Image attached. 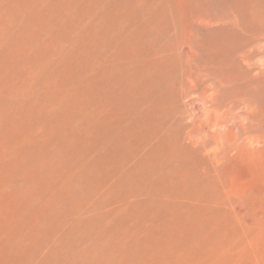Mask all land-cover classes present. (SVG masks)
Wrapping results in <instances>:
<instances>
[{"label": "bare ground", "instance_id": "6f19581e", "mask_svg": "<svg viewBox=\"0 0 264 264\" xmlns=\"http://www.w3.org/2000/svg\"><path fill=\"white\" fill-rule=\"evenodd\" d=\"M9 1L7 0L8 4H9ZM20 1L19 3L22 2ZM69 1H70V4L73 3V2L71 3V0ZM79 1L81 0H78L77 2ZM32 2L33 1H31V3ZM74 2L76 3V1ZM81 2L83 3L84 0ZM8 4L6 6L9 7ZM30 4H28V6H30ZM87 5L89 6L88 3ZM120 5H121V8H120ZM244 5L246 8V11L249 12V14L245 13L247 15L245 16V18H247L248 21L244 22L242 31L246 32V34H252L255 32L254 23L258 22L259 20H261L264 23V0H246ZM215 6L217 5L215 4ZM139 7H142L143 9L146 8V10L141 11L139 10ZM12 8L14 9V5ZM167 9L177 10V12H172L171 13L172 18H170ZM212 9H213V6H212ZM92 10L94 11V14H93L94 16L92 19V21L94 22L93 41H92L91 47L88 49L86 46V42L87 41L89 42L90 38L92 37H90L89 40L87 41L85 40L82 47L80 46L81 53H82V60L80 63L81 65L80 77L81 78H79V81H80V84L82 83L83 92L90 94L91 101L93 104L92 106V118L93 119L92 120H93V125H94V131H93L92 136H94V139H93L94 149L91 153V156H89L88 154L89 159L92 162L91 165L84 164L85 161L88 162L89 160L86 156L84 159H82L83 161L81 162L79 161L80 162L79 172H81V177L83 179L86 176L92 177V171L96 172L98 176V185H100V187L103 188L102 190H106L105 195H109V196L114 195L115 191H118L122 188H128L132 190L131 193L128 195H125L122 200L123 205L121 206V209L126 211L125 214L127 215L126 217L127 220L129 219L132 220L133 218L137 217L139 215V210L142 207L145 208L147 202H150V205L153 206V208L152 209L146 208L147 210H144L145 211L144 216H142V217H145L147 224H150V228L146 229L143 226L140 228L136 227L137 229L134 228V230L132 231L130 230L131 232L128 235H134V233L136 232L135 233L136 237H138L141 234H145V233H151L152 235L150 234L149 235L153 236V235L159 234L161 230H169L168 234L171 233L172 237L175 238L176 241L172 240L171 242H168V244H166L164 241L161 244V246L167 247V246H170V244L172 245L176 243L175 245H173L176 255L186 260L188 264H233L238 261L242 253L247 248H248V252H244V253H249L250 248L255 249V250L259 249L258 252L259 253L262 252L260 251V249L264 247V245L263 246L259 245L261 242L258 243L256 240L258 236H260L257 230V217L259 215V209H261V208L258 209V204H257L258 199L256 198H258L261 194H264V188H261V186L264 185V150L260 148H254L253 142L255 141L253 137H251L250 135V133L254 131V127H255L254 124L258 117L256 113V101H255L256 93L254 91L255 86L257 87V85H256L255 78L251 75V71L243 70V68L239 65L236 59V54L239 52H243L246 46L251 43V39L244 36V34L238 36L239 38L237 39L235 45L231 46L230 50L228 51L226 48V46L228 45L227 40L225 39L224 36H222V33L213 39L211 37H208L205 39L204 37H202V35H199L200 27H204L206 29V27H210V24H212L214 21L215 23H220L223 18H215L216 20H213L212 15H210L212 13H210L209 16H203V15L201 16L196 12L192 13L187 8H184L179 4H175L173 0H121V1L120 0H94V9ZM90 12H91V9H90ZM178 12H179V15H178ZM13 14L14 13H12V15ZM248 16H250V18ZM22 18H23V15H22ZM5 19L6 18L4 17L3 20ZM90 19L88 18L87 20H82V21L80 20L81 24L84 21V24H82L83 28H88V25L91 22ZM2 22L3 21H1V23ZM3 23L6 24V21ZM175 23L178 24V26H175V27H177L178 29H181V31L184 32V33H181V35L183 34L182 36L184 38L182 40L183 50L181 52V55L179 54L178 58L176 57L178 61H176L177 59L176 60L173 59L175 62H172L169 64L170 58L166 57L165 52H164L165 51L164 48L167 46L166 40L170 41L169 42V47H170V45L173 42V38L171 39L170 37H177V35L176 34H175L176 36L174 35V31H172V34H170L169 30L167 31L164 30L162 31V33H164L165 36H163L162 33L160 32L163 37L160 35L157 41L154 42V40H156L158 35L155 34L153 31L154 29L161 31L165 27L168 28L167 26L174 25ZM41 24L42 23H40V25ZM197 24L200 26H198ZM38 30L37 32L40 31ZM63 31H64V28H63ZM178 31L176 32L178 33ZM81 38L79 39L82 40ZM38 41L40 42V40ZM76 42L74 41V45L78 46L79 44L78 45L75 44ZM13 43L14 41L12 42V44ZM157 43H160V44L158 45ZM156 44L157 46H155ZM35 45H32V46L34 47ZM2 47L0 48V51L2 50ZM36 47H35V50H36ZM193 47L197 48L198 50L197 53L196 52L193 53L192 52L193 50L191 51ZM74 48L72 47V49ZM80 48L78 49L80 50ZM72 49H71V52H73L76 48L74 50ZM8 50L10 51L11 49H8ZM32 51H34V49H32ZM46 51H47L46 53L48 54L49 51L48 50ZM46 53H44L42 49L41 54L43 55L45 54V56L49 58V56ZM63 53L66 54L65 52ZM91 53L92 55L90 57L89 55ZM200 53H201V57H200ZM18 54L21 56V53H18ZM49 54L52 56L51 53ZM43 55H38V57L40 56V58L44 60L45 56ZM66 55L65 56L63 55L62 57L63 60H64V57L66 58ZM202 55L204 56L202 57ZM247 55L248 54H246V56ZM41 56H43L44 58H42ZM252 56H254V54H252ZM34 58L35 57H32V59ZM54 59L52 62L48 59L46 60L48 61V63L50 62L52 65V63H54ZM46 60L44 61L45 66L46 64L48 65V63H46ZM44 64L41 63L40 65H44ZM51 65L49 64V67ZM39 67L40 66H38L37 72L41 71L39 70L41 69ZM8 68L6 70H8ZM66 68L68 70V67ZM77 68L79 67L77 66ZM53 69L55 70V68ZM65 74L66 73H64V75L62 76L65 77ZM0 77L1 78L4 77L3 74L0 75ZM40 77H41V80H40ZM38 78L40 81H42L41 75L38 76ZM23 79H25V77ZM12 81L13 80H11L10 82ZM29 81L31 82V80ZM40 81H39V85L36 84V88L33 89L34 91H36L35 89H37V85L38 87L41 85ZM4 82H6V79ZM210 82L215 83V87L213 91L211 92L212 95H208V92L210 91L208 83ZM1 83H2V80H1ZM1 83L0 85L3 84ZM33 83L34 81L32 82V84ZM6 86L7 88H4L3 90L5 89L7 90L8 88H9L8 90H10V87H8L7 84ZM2 87H5V86H2ZM8 90L6 91L7 93L9 92ZM24 90L26 92V89ZM41 91L39 90L37 93ZM10 92L13 93L12 90H10ZM198 94L200 95L199 97H198ZM62 95L65 96L64 94ZM26 96L27 95H25L24 98ZM47 97L48 96L46 95V98ZM22 98L23 97H21L20 100H22ZM40 98H41V95H40ZM40 98H38L40 100V102L38 103L39 104L42 103V105H45L43 104V102H41L43 97L42 99ZM16 99H18V96ZM25 100H24V104H26ZM209 100H211L210 104H208ZM47 101H48V98H47ZM52 101H54V99ZM6 102L7 101H5V103ZM20 102L22 103V101H19L17 103L18 104L17 106L19 107L21 105L24 106L23 103L19 105ZM33 103L32 105H34ZM62 104L64 105V103ZM7 105L8 104L6 103V106ZM56 105L58 107V103H56ZM14 106L17 108L16 104ZM241 106H244L245 109L249 111V113L247 112L248 114L245 117H242L240 114L236 113V111H239ZM19 107L17 109H19ZM26 107L30 108L29 105ZM57 107H55V109ZM1 108L0 110L3 111L2 113H5L4 110H2ZM37 108L36 109L34 108L35 109L34 111H36ZM44 108L42 107L41 109H44ZM47 108L50 109L51 107L47 106ZM17 109H16L17 112L14 111V113H17V114H13L14 116L18 115V112L21 111V110L18 111ZM10 110H11V107H10ZM57 110L58 109H56V111ZM30 111H31V108L29 112ZM43 111L44 113L47 112L46 109H44ZM43 111L42 112L40 111V112L43 113ZM50 112L48 114L51 116L52 114ZM58 112H60V110ZM5 114L3 116L6 117L7 114L6 115ZM11 114L12 113H10V115ZM55 114H57V112L54 113V115ZM43 115L44 114H42V117H44ZM0 116H1L0 118H3L2 115ZM46 116L47 115L45 114L44 119L46 118ZM8 117L10 119V116H7L6 118ZM70 118H73V116ZM24 119H26V117H24ZM48 120H49V117H48ZM48 120L46 124L50 125V123H48ZM37 121L38 119L34 121L33 123L34 124L35 122L38 123ZM40 123L41 122H39L38 125L36 124L35 125L39 126ZM84 123H85V120H84ZM66 124L68 126V123ZM207 124L208 125L212 124L213 129H211V131H209L208 129L211 126L208 127ZM18 126H20V123ZM25 126H27L28 128V125L26 123H25ZM25 126H22V128ZM42 126L44 127V124ZM42 126L37 127V129L38 128L42 129ZM3 127L4 126H2V128ZM9 127L10 126L8 125V128ZM32 127H34V125L31 126L30 128ZM252 127H253V130H252ZM75 128L77 127H74V129ZM24 129L26 130V128ZM10 131L11 129L8 130L7 133ZM16 131H19V130H16ZM38 131L36 132L39 133L40 131L39 132ZM36 132H33V134H35ZM197 132L198 134H196ZM18 133L19 132L15 133L17 137L14 134V132L12 133L14 134V137L12 135L13 140H11L12 137L8 138L12 142L11 148L13 150L19 149L20 143H19L18 135H21L20 137L22 138H23L22 135L26 136L25 135L26 132L25 134H21V133L18 134ZM7 136L9 137V134H7ZM28 136L29 135H27L26 138H28ZM4 138H7V137L4 136ZM8 139H5V141ZM47 139L49 138L47 137ZM22 141H21V144H22ZM27 141L28 140L26 139V142ZM39 141L40 140H38L37 142ZM26 142H24V144ZM212 143H215L216 145V149L214 151L212 150L213 146L212 148H210V145ZM46 144H47V141H46ZM91 150H89V152ZM9 155H10V158H12L11 154ZM4 156L5 155H3L2 157ZM21 156H23V153H21ZM6 157L7 156H5V159ZM3 163H8V162H6L5 160V162L3 161ZM20 167H21V164H20ZM74 170L72 171L74 172ZM78 170L76 169V172H78ZM15 178L17 179V181L19 180L17 177ZM239 180L240 182L243 181L246 186L251 187L250 188L251 190H249L250 197L248 198L244 197L241 199L231 197L232 193L235 191V186H236L235 183ZM229 181H230V189L228 190L227 186H228ZM243 182H241V184H243ZM236 184L240 185V183H236ZM61 187L60 189H62ZM5 188H7V185ZM1 189L3 188L1 187ZM8 189L10 190V187ZM54 191L56 190L54 189ZM57 192H58V189H57ZM60 193L62 192H59V194ZM154 193H156V195L151 199L150 196ZM2 194H3V190H2ZM140 194H144V196L147 199H151V200H146V199L138 200L137 196ZM20 196L21 194H19L18 198L14 197V199L15 198L19 199ZM9 197L10 196L8 195L7 200H9ZM10 198H13V197H10ZM21 199H23V197H21L19 200L21 201ZM169 199H173V201H176V202H173L174 205H170L169 203H167V200ZM23 200L22 202L24 203ZM20 201L16 200L14 201V204H16V202H19L16 205L19 206L20 204V207H22ZM25 203H27V201ZM98 205L99 203L97 204V206ZM9 208H10V205H9ZM92 208L93 209L95 208V204H94V207ZM93 209H91V211H93ZM98 209L99 208L95 210H98ZM95 210L94 212L96 213ZM86 212L88 213L90 212V210H86ZM10 213L8 215H13V213L12 214ZM91 213L93 214V212ZM83 215H85L84 217H86V214H83ZM90 216L88 218H90ZM14 217L15 215L12 216V218ZM93 217L94 216H92V218ZM111 217H114V216H111ZM69 220L71 221V219ZM94 220L96 219L93 218L90 221L86 217V218H83L81 222L79 221L80 225L77 224L78 222L76 223V221L75 223L79 227L84 228V225H87L86 228L88 227L95 228V225L92 226V223L95 224V222H93ZM119 220L117 219V221ZM32 222L34 223V221ZM113 222L114 220L111 223L114 224ZM29 223L31 224L30 221ZM29 223L27 224L28 226H29ZM71 224H74V223H71ZM108 224L111 225L110 223ZM100 226L101 225L99 226L97 225L98 229ZM76 227L73 229V232L77 231L78 227L77 228ZM101 228L103 229V227ZM101 230L99 232H102ZM107 230L108 229H106V231ZM80 232L81 234L83 233L82 231ZM84 232L86 233V231ZM88 233L90 234V232ZM96 234L95 236L97 240L100 239L98 238ZM84 235L83 237H85ZM98 235L100 236V234ZM86 236H88V234ZM91 237H94V236L92 235ZM100 237L103 238V236H100ZM88 239L83 238L81 242H84V240H88ZM4 240H8V239L4 238ZM142 240L141 238L136 239V240L134 239V242L130 243V245L129 243H126V245L120 244L116 248V253L118 254V257H119V259L116 260V262L117 263L123 262V264L124 262L125 264L126 263L142 264L141 262L136 261V257L142 258L141 253L143 251L151 252V249L153 248V244H151V246H148L144 242L142 243ZM258 241H260L259 238H258ZM94 242H96V239ZM100 243L101 242H99V244ZM78 244H80V242H78ZM93 245L95 246L96 244L93 243ZM97 246L98 245H96V247ZM258 247H261V248H258ZM64 251H66V248ZM68 251H71V250H68ZM68 251L66 252L67 254L69 253L73 255L72 253ZM73 251L74 250H72V252ZM79 252H80V249H79ZM74 253L76 254V252ZM61 254L63 253L61 252ZM77 254H78V250H77ZM80 255L77 256L79 258V261L82 259V258L80 259L79 257ZM94 255H96V253ZM97 255L99 257V254ZM32 256H35V255H33L32 253ZM91 256L93 257V255ZM91 256H88V258H86L85 256V259H89ZM68 257L70 258V255ZM147 257L148 258L144 260L145 264L153 260V256L151 254H149ZM243 258L246 259L245 257ZM65 259L66 258H64V261H66ZM71 259H74L75 261H77L76 258H70L69 261ZM3 263L4 262H2L1 264ZM70 263L72 264L71 261L69 262V264ZM75 264H78V263H75ZM149 264H153V263H149Z\"/></svg>", "mask_w": 264, "mask_h": 264}, {"label": "rangeland", "instance_id": "374dc122", "mask_svg": "<svg viewBox=\"0 0 264 264\" xmlns=\"http://www.w3.org/2000/svg\"><path fill=\"white\" fill-rule=\"evenodd\" d=\"M10 1L8 4L7 0H6V2H5V0H3V1L0 0V24H2L3 22L6 21V24L3 23L4 25L3 24L0 25V43H1L0 48L3 46L2 50L0 51L1 52L0 53V55H1L0 56V75L3 74V76H4V77H2L3 79L0 77L1 78L0 83H1V80L3 83V84L1 83L2 85H0V99H1L0 100V106L2 107V108L1 107L0 108L2 110H4V112L7 114L6 115L5 113H2L3 111L0 110V115H2V117L4 118V119L0 118L1 119L0 120L1 121L0 122V137L3 138V139L0 138V140H1L0 143L2 142L0 145V157H1L0 158V186L3 188V189H1V187H0V193H1L0 196L2 195L0 197V259H1L0 262L1 263L4 262L5 264H67V263L69 264V262L71 261L72 264H75V263L85 264L86 262L88 264H92V263L97 264V262H98V264H105V263L106 264H123V262H120V263L116 262V260L119 259L118 254L116 253V248L120 244L126 245V243H129V245H130V243L134 242V239L136 240V239L141 238V240L143 239L142 243L144 242L148 246H151V244H153V248L151 249V252L143 251L141 253L142 258L136 257L137 262H141L142 264H145L144 260L146 258H148L147 256L149 254H151L153 256V260L147 262V264H149V263H153V264H178L179 263V264H181L183 261L184 262L182 264H188L186 262V260H184L183 258L176 255V252L174 251V246H173L176 243H174L172 245L170 244V246H167V247L161 246V244L164 241L166 244H168V242H171L172 240L176 241L175 238L172 237L171 233L168 234L169 230H161L159 232V234H156L153 236H150V235H152L151 233H145V234H141L138 237H136L135 236L136 232L134 233V235H128L132 230H134V228L137 229L138 227L140 228L142 226L146 229L150 228V224H147L145 217H142V216H144V212H145L144 210L153 208V206L150 205V202H147L145 208L142 207L139 210V215L137 217L133 218L132 220L131 219L127 220L126 219L127 215L125 214L126 211L122 210L121 206L123 205L122 200H123L124 196L130 194L132 190H130L128 188H122L118 191H115L114 195H111V196L105 195L106 190H102L103 188L100 187V185H98V176H97L96 172L92 171V177L86 176L84 179L81 177V172H79L80 171V168H79L80 162L83 161L82 159H84L85 156L89 159V156H91V153L94 149V142H93L94 136H92L93 131H94V125H93V120H92L93 119L92 118V106H93V104L91 101L90 94L83 92L82 83L80 84V81H79V78H81L80 77V75H81L80 63L82 60V53H81L80 46L82 47L85 40L87 41V40H89L90 37H92V38H90L89 42L87 41L88 43L86 42V46L88 49L91 47L92 41H93L94 22L92 21V19L94 16L93 15L94 11L92 9H94V0H84L83 3L81 2L83 0L79 1L81 3L77 2L78 0H74V1H76V3L71 0V3L73 2L74 4L73 3L70 4L69 0H66V2H65V0H39V1L38 0H21L22 2L20 0H14V1L10 0ZM19 1L21 3H19ZM31 1H33V2L35 1V2L31 3ZM213 1H215V2H213ZM86 2L89 4V6L87 5ZM173 2L175 4L181 5L184 8H187L192 13L196 12L201 16L202 15L203 16H209V14L212 13L210 15H212L213 20H216L215 18H223L220 23H215V21H214L212 24H210V27H206V29L204 27H200L199 35H202V37H204L205 39L208 37H211L213 39L222 33V36H224L225 39L227 40L228 45L226 46V48L228 51L230 50L231 46L235 45L237 39L239 38L238 36L244 34V36L251 39V43L246 46L245 50L243 52H239L236 54V59H237L239 65L243 68V70L251 71V75L256 80L257 87L255 86L254 91L256 93V100L255 101H256V113H257L258 117H257V120L254 124V126H255L254 131L252 133H250V135H251V137H253V139L255 141V142H253L254 148H260V149L264 150V118H263L264 117V32H263L264 31V23L261 20L254 23L255 32L252 34H246V32L242 31V27L244 25V22L248 21L247 18H245V16H247L246 14H249V12L246 11V8L244 5L246 0H223V1L222 0H173ZM25 3H26V5H25ZM7 4L9 5V7L6 6ZM28 4H30L31 7L28 6ZM215 4L217 6H215ZM13 5H14V9L12 8ZM212 6H213V9H212ZM21 7L22 8L24 7V8L22 9ZM25 7H26V9H25ZM219 7H220V9H219ZM120 8H121V5H120ZM90 9H91L92 13L90 12ZM139 10L144 11V10H146V8L143 9L142 7H139ZM167 11L169 13L170 18H172L171 17L172 12H177V10H173V9H167ZM4 12H6V13H4ZM11 12L14 13L13 14L14 16L12 15ZM29 14H30V16H29ZM22 15H23V18H22ZM178 15H179V12H178ZM2 17H3V19H4V17L6 19L3 20ZM175 17H176V15H175ZM248 17L250 18V16H248ZM88 18L89 19L91 18L90 20L92 23L91 22L89 23L88 28H83L82 24H84V21L82 24H81V21L87 20ZM27 19H29V20H27ZM44 20H45V22H44ZM1 21H3V22L1 23ZM18 22H19V24H18ZM40 23H42V24L40 25ZM29 24H30V26H29ZM22 25L24 26V28ZM1 26H2V28H1ZM169 26H167L168 28L165 27L161 31L154 29L153 32L158 35V37L156 38V40H154V42L157 41V39L160 37L162 31H164V30L165 31L169 30L170 34H172V31H174V35L175 34L177 35V37H170L171 39L173 38V42L170 45V47H169L170 41L166 40L167 46L164 48V50H165L164 52H165L166 57L170 58V62H169V64H170L172 62H175L174 60H176L178 58L179 54L181 55V52L183 50L182 49L183 48L182 40L184 39L182 36L183 34L181 35V33H184V32H182L181 29H178L177 27H175V26H178L177 23H175L174 25H171L170 27ZM198 26H200V25H198ZM3 27L6 29H4ZM63 28H64V31H63ZM37 30L39 32H37ZM1 31H2V33H1ZM176 31H178V33ZM41 32H42V34H41ZM84 34H85V36H84ZM9 35H11L12 38ZM29 35H31V36H29ZM162 35L165 36L164 33H162ZM14 37H15V39H14ZM77 38L78 39L81 38L82 40H80V39L78 40ZM6 40H7V42H6ZM38 40H40L41 43ZM13 41L17 45H15L14 43H13L14 44L13 45L12 44ZM74 41L75 42L77 41L78 43L76 42L75 44H77V45L79 44V45L78 46L74 45ZM38 42L40 43V45ZM7 43H8V45H7ZM21 43H23V44H21ZM157 44L159 45L160 43H157ZM157 44L155 46H157ZM32 45H35V46L33 47ZM151 45H153V44H151ZM22 46H23V48H22ZM24 46H26V47H24ZM35 47H36V50H35ZM63 47H65L67 49H65ZM69 47H70V49H69ZM72 47L73 48L75 47L76 49L74 48L75 49L74 50V49H72ZM78 48H80V50ZM8 49H11V50L9 51ZM32 49H34V51H32ZM42 49H43L44 53L47 52L46 50L49 51L48 54L46 53L49 56V58L47 56H45V54L44 55L41 54ZM68 49L70 52H71V49L74 51L70 53L68 51ZM37 50H39V51L41 50V51L39 52ZM172 51L174 52V54ZM191 51L193 53H195V52L197 53L198 50L196 47H193L191 49ZM14 52L17 54V56ZM63 52H65L67 55L64 54ZM18 53H21V56ZM49 53H51L52 56ZM62 53L64 56L66 55V58L64 57V60L62 59V57H63ZM69 54H71V55H69ZM246 54H248V55L246 56ZM252 54H254V56H252ZM38 55L45 56V59L44 60L41 59L40 56L38 57ZM53 55H54V57H53ZM91 55H92V53L89 56L91 57ZM43 56H41V57L44 58ZM70 56H72V57H70ZM203 56L204 55H202V57ZM32 57H35L34 58L35 60L32 59ZM74 57H76V58H74ZM200 57H201V53H200ZM46 59L50 60L51 62L54 59V63H52V65H51V63L50 62L48 63V61ZM65 59L67 62L65 61ZM45 60H46V63H48V65L46 64V66L44 64ZM176 61H178V59ZM20 62H21V64H20ZM35 62H36V64H35ZM41 63H43L44 65H40ZM49 64L51 65L50 67H49ZM12 65L14 66V68ZM38 66H40L39 68H41V69H39L41 71L38 70L39 72H37ZM52 66H53V68H55V70L52 68ZM65 66L68 67V70ZM77 66L79 68H77ZM30 67H32V68H30ZM1 68L3 69V71ZM7 68H8V70H6ZM4 70H6V71H4ZM14 70H16V71H14ZM23 70L25 72L27 70L28 71L25 73ZM72 70H73V72H72ZM48 71H49V73H48ZM77 71H78V73H77ZM15 72H16V74H15ZM4 73H5V75H4ZM33 73L34 74L36 73V74L34 75ZM64 73H66L65 77L62 76V75H64ZM19 75H21V76L23 75V76L21 77ZM37 75L42 76V81H40L41 77L39 80ZM10 76H12V77H10ZM24 77H25V79H23ZM29 77H31V78H29ZM5 79H6V82H4ZM72 79H74V80H72ZM11 80H13V81L10 82ZM29 80H31V82ZM33 81H34V83L32 84ZM39 81L41 82L40 83L41 85L38 87ZM21 82H22V84H24L26 82L25 83L26 85L25 84L22 85ZM16 83H17V85H16ZM212 83L213 82L208 83L209 90H210L208 92V95H212L211 92L213 91V89L215 87V83H213V84ZM6 84L8 85V87H10V90H12L13 93H11L10 90H8L9 88L7 89L9 91L8 93L6 92L7 91L6 89L3 90L4 88H7ZM36 84H38L37 89H35L36 91H34L33 89L36 88ZM10 85H12V86H10ZM29 85H30V87H29ZM2 86H5V87H2ZM26 86H28V87H26ZM28 88H29V90H28ZM59 88H61V89H59ZM24 89H26V92ZM39 90L40 91L42 90L41 92H39L40 94L37 93ZM57 90H58V92H57ZM3 91L5 94L3 93ZM56 92H57V94H56ZM62 94H64L65 96H63ZM16 95L18 96V99H16L17 98ZM25 95H27V96L24 98ZM40 95H41V98H40ZM46 95L48 96L47 97L48 101H47ZM56 96L58 97V99ZM199 96L200 95L198 94V97ZM21 97H23L22 100H20ZM42 97H43V99H42ZM64 97H66V98H64ZM38 98L42 99L41 102H43V104H45V105H42V103H40L41 104L40 105L38 103V102H40V100ZM53 99H54V101H52ZM68 99H69V101H68ZM24 100H25L26 104H24ZM5 101H7L6 103L9 105V106L7 105L8 107L6 106ZM19 101H22V103L24 104V106L23 105L20 106L21 108L19 106H17L18 105L17 103ZM210 101L211 100H209L208 104H210ZM2 102H4V103H2ZM22 103L20 102L19 105ZM32 103L34 105H32ZM56 103H58V107H57ZM62 103H64V105ZM13 104L14 105L16 104L17 108L19 107V109H17ZM27 104L31 108L30 112H32V113L34 112L33 114L29 112L30 108L26 107V106H28ZM36 104H37V106H36ZM12 105L18 111L21 110L22 112L20 111V112H18V115L14 116L13 114H17V113H14V111H16V109L13 108ZM39 106H41V107H39ZM47 106L51 107V108L49 109V108H47ZM10 107H11V110H10ZM42 107L43 108L45 107L44 109L47 110V112L45 111L46 113H44V111H43L44 109H41ZM55 107H57L56 108V109H58L57 111H56ZM12 108H13V110H12ZM34 108L35 109L37 108V110L34 111L35 110ZM9 110H10V112H9ZM25 110H26V112H25ZM50 110H51V112H50ZM59 110H60V112H58ZM40 111L41 112L43 111V113H41ZM55 111L57 112V114L54 115V113H56ZM49 112L52 114L51 116L48 114ZM247 112L249 113V111L246 110L244 106H241L239 111H236V113L240 114L242 117H245L248 114ZM10 113H12V114L10 115ZM4 114L6 115V117L10 116V119H9V117L6 118L5 116H3ZM37 114L38 115L40 114V115L38 116ZM42 114H44L43 115L44 117H45V114L47 115L45 119H44V117H42ZM12 115H13V117H12ZM16 116H18V117H16ZM34 116H36V117H34ZM72 116H73V118H70ZM22 117H23V119H22ZM24 117H26V119H24ZM33 117H34V119H33ZM48 117H49V120H48ZM5 119L8 122H6ZM35 119L36 120L38 119V121H37L38 123L39 122L42 123V124L40 123L39 126H42L44 124V127L42 126L43 130L41 128H38L40 132L37 129V127H39V126H36V125H38V123L35 122L36 125L33 123L34 121H36ZM31 120H32V122H31ZM47 120H48V123H50V125L46 124ZM84 120H85V123H84ZM18 122L20 123L21 128H20V126H18L19 125ZM25 123L28 125V128H27V126H25ZM66 123H68V126ZM16 124H17L18 128H17ZM64 124H65V126H64ZM8 125L10 126L9 128H8ZM33 125H34V127L36 126L35 129L39 133H37L35 131L34 127L30 128ZM207 125H206V127H207ZM2 126H4V127L2 128ZM5 126H6V128H5ZM14 126L17 129H15ZM22 126H25V127L22 128ZM74 127H77V128H75L76 130L74 129ZM208 127H210V128H208L209 131H211V129H213L212 124H209ZM24 128H26V130ZM87 128H89V129H87ZM10 129H11V131L13 129V131L12 132L10 131L7 133V131ZM16 130H19V131H16ZM252 130H253V127H252ZM23 131H25L26 134ZM13 132H14V134L16 132H19V133L23 132L21 134H25L26 136L27 135L30 136V137L28 136V138H26V136L22 135L24 138V140H23V138L20 137L21 135H18L20 146H19V149H17V150H13L11 148V144H12L11 140H13V137H14V134H12ZM33 132H36V133L33 134ZM198 132L196 134H198ZM85 133H87L88 136ZM7 134H9V137L7 136ZM43 134L46 136H44ZM12 135H13V137H12ZM4 136H6L7 138H4ZM11 137H12L11 140L8 139ZM16 137H17V135H16ZM47 137L49 139H47ZM77 137H79V138H77ZM5 139H8V140L5 141ZM14 139H16V138H14ZM26 139L28 140L27 142H26ZM2 140L5 142H3ZM9 140H10V142H9ZM38 140H40V141L37 142ZM45 140L47 141V144H46ZM21 141H22V144H21ZM90 141H92V142H90ZM24 142H26L25 143L26 145L24 144ZM80 146H82V147H80ZM212 146H213V148H212ZM77 147H78V149H77ZM210 148H212V150L214 151L216 149L215 143H212L210 145ZM82 149H83V151H82ZM89 150H91V151L89 152ZM87 152H89V153H87ZM21 153H23V156H21ZM9 154H11L12 158H10ZM12 154L14 157L12 156ZM88 154H89V156H88ZM3 155L7 156L6 159H5V156L2 157ZM1 159L4 162L6 160V162H8V163H3V161ZM91 163L92 162L90 161V159L88 160V162L87 161L84 162V164H89V165H91ZM20 164H21V167H20ZM76 169L77 170L79 169L78 172H76ZM72 170H74L75 173ZM22 173L23 174L26 173V174L23 175ZM13 176H14V178H13ZM20 176H21V178H20ZM15 177H17L19 180L17 181V179ZM8 178H9V180H8ZM15 179H16V181H15ZM52 179H54V180H52ZM50 180H51V182H50ZM241 182H243V181H241ZM241 182H240V180L236 182V183H240V185L235 183L236 186H235V191L231 195L232 198L241 199L244 197H246V198L250 197L249 196V194H250L249 190H251L250 189L251 187L246 186L244 184V182H243V184H241ZM9 183L11 184V186ZM12 184H13V186H12ZM6 185H7V188H5ZM9 187H10V190L8 189ZM60 187L62 189H60ZM238 187H240V188H238ZM56 188L58 189V192H57ZM227 188H228V190L230 189V181L228 183ZM261 188H264V185H262ZM54 189L56 191H54ZM63 189H65V190H63ZM2 190H3V194H2ZM59 192H62V193L59 194ZM14 194H15V196H14ZM19 194H21L20 198L23 197L24 200L21 199V201H20L19 200L20 198L19 199L15 198V199L17 201H20L22 207H20V204H19V206L16 205L19 202H16V204H14V201H16L14 199V197L18 198ZM8 195L10 197H13V198L9 197V200H7ZM155 195H156V193L152 194L150 196L151 199ZM50 196H51V198H50ZM103 196L104 197L106 196L105 199ZM138 196H137L138 200H144V199L151 200V199H147L144 196V194H140ZM3 197H4V199H3ZM5 197H7V198H5ZM111 199H112V201H111ZM256 199H258L257 200L258 209L261 208V209H259V215L257 217V230H258V233L260 234V236H258L260 241H258V238L256 240L258 243L261 242L259 245L263 246L264 245V243H263L264 242V194H261ZM22 200L24 201V203L22 202ZM26 201H27V203H25ZM93 202H95V203H93ZM173 202H176V201H173V199L167 200V203H169L170 205H174ZM11 203H13L14 205ZM96 203L97 204L99 203V205L97 206ZM25 204H27V205H25ZM94 204H95V208L93 209L92 207H94ZM9 205H10V208L12 210L9 208ZM14 207H16V208H14ZM97 208H99V209L95 210ZM85 209L90 210V212H88L89 214L86 212ZM91 209H93V211H91ZM14 210H15V212H14ZM83 210H84V212H83ZM94 210L96 211V213L94 212ZM76 211H77V213H76ZM78 211H80V212H78ZM91 212H93V214ZM9 213L10 214L13 213V215H8ZM81 213L86 214L87 219L90 221L93 218L96 219L93 221V222H95V224L92 223V226L95 225V228L94 227H91V228L88 227L89 228V230H88V228H86L87 225H84V228L79 227L77 225V224L80 225V222L83 220V218H86V217H84L85 215H83ZM113 213H115V214H113ZM14 215H15V217L12 218V216H14ZM71 216L74 218H72ZM78 216H79V218H78ZM89 216H90V218H88ZM92 216H94V217L92 218ZM111 216H114V217H111ZM32 217H33V219H32ZM34 217H36V218H34ZM141 217H142V219H141ZM119 218H120V220H119ZM69 219H71V221ZM117 219L119 221H117ZM113 220H114V222H113L114 224L111 223ZM122 220H123V222H122ZM135 220H136V222H135ZM29 221L31 222V224L29 223ZM32 221H34V223ZM75 221H76V223L77 222L78 223L76 224ZM107 221H109V222H107ZM106 222H107V224L110 223L111 225H109V224L107 225ZM128 222H130V223H128ZM28 223H29V226L27 225ZM71 223H74V224H71ZM76 225L78 228L76 227ZM97 225L98 226L101 225L99 227V229H98ZM110 226H112V227H110ZM75 227L77 228V231H76L77 234H76V232H73V229ZM101 227H103L104 230ZM107 227H109V228H107ZM92 228H93V230H92ZM78 229H80V230H78ZM106 229H108V230L106 231ZM90 230H92V231H90ZM100 230L102 232H99ZM80 231H82L83 233L81 234ZM84 231H86V233ZM88 232H90L91 235ZM96 232H97V234H96ZM87 234H88V236H86ZM95 234L101 240L100 239L97 240ZM98 234H100V236H103V238H101ZM83 235L86 238L83 237ZM92 235L95 238L91 237ZM126 236H127V238H126ZM88 237H89V239H88ZM4 238L8 239V240H4ZM83 238L88 239V240H84V242H86V243L81 242L83 240ZM91 238H92V240H91ZM95 239H96V242H94ZM130 239L132 242L130 241ZM78 242H80V244H78ZM99 242H101V243L99 244ZM76 243H77L78 247H77ZM93 243L98 245L97 246L98 248L96 247V245L94 246ZM110 243H111V245H110ZM65 245H66V247H65ZM177 245H178V243H177ZM79 246H81V247H79ZM112 246H114V247H112ZM7 247H8V249H7ZM111 247H112V249H111ZM65 248H66V251H64ZM77 248L80 249L81 253L79 252V249H77ZM258 248H261V247H258ZM263 248L264 247H262L260 249V251H262L260 253L258 252L259 249L255 250V249H251V248L249 249V253H244V252H248V248H247L242 253V255L240 256L238 261L236 263H233V264H237V263L238 264H264V249ZM92 249L93 250L95 249L94 252L96 253V255H94L95 253L93 252ZM68 250H71V251H68ZM72 250H74V251L72 252ZM77 250H78V254H77ZM67 251L72 253L73 255L75 254L74 252H76L77 255L75 254L73 256L69 253L67 254L66 253ZM61 252L64 255L61 254ZM32 253L35 256H32ZM79 253L82 255H80ZM24 254L29 256V257L25 256ZM84 254H85L86 258H88V256H91V255H93V257L91 256L89 259H85ZM97 254H99V257ZM69 255H70V258H76L77 261H75L74 259H71L69 261V259H70L68 257ZM78 255H80L79 256L80 259L82 258L80 261H79V258L77 257ZM246 255H247V257H246ZM243 257H245L246 259H244ZM64 258H66L65 259L66 261H64ZM92 258H94L95 260ZM97 259H99V260H97ZM161 260H162V262H161ZM170 261H172V262H170ZM124 264H125V262H124ZM126 264H135V263H126Z\"/></svg>", "mask_w": 264, "mask_h": 264}]
</instances>
